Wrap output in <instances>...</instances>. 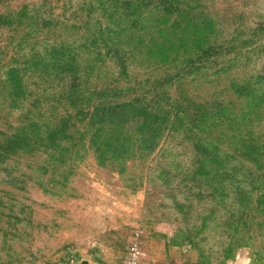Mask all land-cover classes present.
<instances>
[{
  "label": "rangeland",
  "instance_id": "rangeland-1",
  "mask_svg": "<svg viewBox=\"0 0 264 264\" xmlns=\"http://www.w3.org/2000/svg\"><path fill=\"white\" fill-rule=\"evenodd\" d=\"M183 2L220 54L139 48L121 72L84 46L96 0H0V264H126L132 247L136 264H264V0ZM53 47L75 74L43 67ZM21 130L30 146L5 152Z\"/></svg>",
  "mask_w": 264,
  "mask_h": 264
},
{
  "label": "trees",
  "instance_id": "trees-1",
  "mask_svg": "<svg viewBox=\"0 0 264 264\" xmlns=\"http://www.w3.org/2000/svg\"><path fill=\"white\" fill-rule=\"evenodd\" d=\"M96 3L106 19V23L103 30L93 31L85 38L84 46L87 49L93 46L96 49H104V55L111 59L121 72H126L127 54L130 50L132 53L139 48H145L150 55L161 60L172 54H177L180 48H184L186 52L197 50V53H200L199 56L204 55V57L220 54L222 51L220 44L213 43L215 46L209 44L208 34L213 22L205 17L191 14L189 11L192 7L184 6L183 0H96ZM68 47L71 46L68 45ZM52 53L56 62L43 65L44 68L48 67L49 70L56 72L67 71L68 75L77 72V61L74 62L72 50H67L68 58L62 59L59 58V54H55L54 47ZM21 85L22 79L19 80L20 90ZM75 89H77L75 80H72L69 85V101L72 105H75L76 102L71 98L70 93L73 96V93L76 92ZM138 110L145 111L146 107L138 108ZM163 111L167 112L164 109L157 114L148 112L147 118H145L147 124L154 123L156 118L161 119L164 123L166 120L169 121L171 118H168L167 113H163ZM71 119V114L59 116L56 131H61L63 128L68 129ZM34 125L33 121L30 126ZM150 128L154 132L153 136L157 135L158 128L156 126H150ZM48 135L53 136L51 133ZM31 142L30 135L24 130L10 133L4 136L3 143L7 144L4 146V151L7 152L12 146L28 148ZM201 143L197 142L195 147H202ZM0 146H3L2 143ZM202 168L200 166V169ZM200 169L199 171H201ZM261 195L264 197V192Z\"/></svg>",
  "mask_w": 264,
  "mask_h": 264
},
{
  "label": "built area",
  "instance_id": "built-area-1",
  "mask_svg": "<svg viewBox=\"0 0 264 264\" xmlns=\"http://www.w3.org/2000/svg\"><path fill=\"white\" fill-rule=\"evenodd\" d=\"M130 257H128V260L126 262V264H136V260L138 257V252L137 249L135 247H132L131 252H130Z\"/></svg>",
  "mask_w": 264,
  "mask_h": 264
},
{
  "label": "water",
  "instance_id": "water-1",
  "mask_svg": "<svg viewBox=\"0 0 264 264\" xmlns=\"http://www.w3.org/2000/svg\"><path fill=\"white\" fill-rule=\"evenodd\" d=\"M77 264H89L87 260H81L79 263Z\"/></svg>",
  "mask_w": 264,
  "mask_h": 264
}]
</instances>
